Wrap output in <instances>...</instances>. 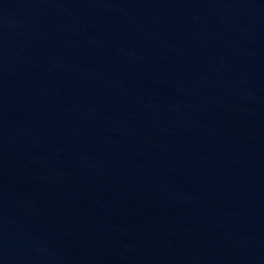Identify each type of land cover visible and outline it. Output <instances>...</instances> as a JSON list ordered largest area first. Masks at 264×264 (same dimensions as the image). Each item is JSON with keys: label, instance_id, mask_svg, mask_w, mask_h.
<instances>
[{"label": "water", "instance_id": "1", "mask_svg": "<svg viewBox=\"0 0 264 264\" xmlns=\"http://www.w3.org/2000/svg\"><path fill=\"white\" fill-rule=\"evenodd\" d=\"M0 264H264V0H0Z\"/></svg>", "mask_w": 264, "mask_h": 264}]
</instances>
